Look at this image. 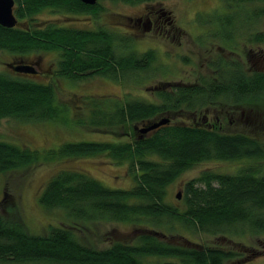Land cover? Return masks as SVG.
<instances>
[{"label": "trees", "instance_id": "obj_1", "mask_svg": "<svg viewBox=\"0 0 264 264\" xmlns=\"http://www.w3.org/2000/svg\"><path fill=\"white\" fill-rule=\"evenodd\" d=\"M102 1L88 5L80 0H14L17 24L11 28L0 25V50L15 54L56 51L55 75L70 81L96 75L119 80L124 74L148 69L154 51L127 50L132 41L129 36L101 26L80 29L35 21L44 9L97 18L104 11ZM110 1L137 4L154 0ZM223 1L230 12L216 19L222 26L220 32L230 38L229 27L240 14L250 24L264 15V6H260L264 0ZM250 40L264 42V30L255 32ZM234 65L217 81L202 80L187 86L163 83L156 88L157 101L128 98L111 108L94 103L88 120L81 117L77 121L110 133L131 130L127 141L65 142L40 152L0 140L1 174L42 161L77 157L104 155L114 164L126 163L134 182L130 188H109L83 171L61 170L46 183L38 201L48 209L61 208L78 220L105 218L143 229L132 243L115 241L106 248L82 243L73 227L63 225L50 227L46 234H32L21 216L18 197L5 188L0 200V264H251L234 261L236 251L219 246L167 243L151 229L178 221L185 228L213 234L236 232L232 228L236 225L264 233V169L257 161L236 173L204 171L192 178L183 187V209L166 200L167 186L201 161L264 157V140L255 128L225 132L205 118L180 117V113L197 114L215 105L251 107L264 103V72L246 75ZM14 72L16 76L0 72V120H57L62 107L56 103L54 86L18 77L31 73ZM163 117L170 122L140 132Z\"/></svg>", "mask_w": 264, "mask_h": 264}, {"label": "rangeland", "instance_id": "obj_2", "mask_svg": "<svg viewBox=\"0 0 264 264\" xmlns=\"http://www.w3.org/2000/svg\"><path fill=\"white\" fill-rule=\"evenodd\" d=\"M147 3L169 12L174 26L169 35L156 31L146 32L134 27L135 18L145 10L144 3L127 4L104 0V11L97 18L87 13L50 9L38 13L35 20L38 23L50 22L80 29L101 26L117 31L132 38L127 50L141 53L152 49L155 58L148 69L124 74L119 80L94 76L71 82L52 74L57 59L56 51L15 54L0 50V72L16 76L12 70L14 65H33L38 70L36 74H19L18 77L42 84L51 83L55 89L56 103L62 107L57 120L34 122L15 118L1 119L0 140L24 144L40 152L56 149L65 142L127 141L131 137V130L116 129L115 133H110L89 124L79 125L77 121L81 117L88 120L94 103L111 108L115 102L128 98L157 101L156 88L163 83L187 86L199 84L202 80L217 81L224 72H231V64H236L234 68H241L246 75L264 72V42L250 40L255 32L264 30V15L252 24L245 21L243 14L237 16L233 26L229 27L232 29L230 38L220 32L222 26L216 19L229 11L223 0H154ZM260 6H264V3ZM124 49L119 51L124 52ZM180 117L205 118L225 132H245L255 128L256 133L264 140L263 102L251 107L215 105L209 109L204 107L197 114L180 113ZM255 161L264 169V157L258 160L245 158L201 161L183 171L167 186L166 200L183 209L181 197L177 199L176 194H182L186 182L204 171L236 173ZM61 170L83 171L109 188L127 189L134 183L128 174L126 163L114 164L104 155L66 158L49 163L42 161L28 168L0 173V200L5 188L18 197L17 204L29 233L46 234L50 227L63 225L73 227L82 243L106 248L115 241L132 243L143 232L141 227L130 222L105 218L78 220L61 208L43 207L38 201L39 195L49 179ZM232 228L236 232L222 235L185 228L178 221L164 224L161 228L151 227L159 239L170 244L219 246L236 251L234 261L238 263L264 264V233H253L241 225Z\"/></svg>", "mask_w": 264, "mask_h": 264}, {"label": "flooded vegetation", "instance_id": "obj_3", "mask_svg": "<svg viewBox=\"0 0 264 264\" xmlns=\"http://www.w3.org/2000/svg\"><path fill=\"white\" fill-rule=\"evenodd\" d=\"M150 5H152V3L151 4L144 3L143 9H145V10L137 18H135V20L133 22L134 27L137 29L141 28V30L144 29L146 32L156 31V32H160V33L163 32V33L169 35L172 32V29L174 28V26L172 24L171 15H168L169 12L164 11L162 7L156 8V6H154V5L150 6ZM131 25H132V23H131ZM115 32H117V31H115ZM52 74L54 75V77L60 78L59 76H55V70L54 69H53ZM96 76H98V75H96ZM92 77H94V76H92ZM78 81H82V80H74L71 82H78ZM176 84L178 85L179 83H176ZM130 136L132 137V135H130ZM131 137H129V139Z\"/></svg>", "mask_w": 264, "mask_h": 264}, {"label": "water", "instance_id": "obj_4", "mask_svg": "<svg viewBox=\"0 0 264 264\" xmlns=\"http://www.w3.org/2000/svg\"><path fill=\"white\" fill-rule=\"evenodd\" d=\"M81 2L88 4V5H93L97 2V0H80ZM14 7V0H0V25L11 28L16 26L17 24V18L14 14L13 11ZM14 71L17 72H24V73H31V74H36L38 71L34 69L33 66L29 64H17L14 65L13 67ZM170 122L168 117H163L158 121H153L150 123L148 126H143L140 129L141 133H145L151 129L158 128L159 126L168 124ZM181 197V193L178 192L176 194V198L179 199Z\"/></svg>", "mask_w": 264, "mask_h": 264}]
</instances>
